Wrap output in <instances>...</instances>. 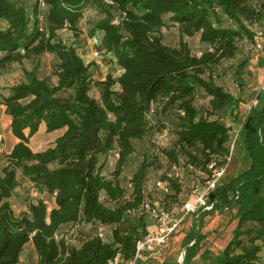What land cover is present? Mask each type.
Instances as JSON below:
<instances>
[{
	"label": "trees",
	"instance_id": "trees-1",
	"mask_svg": "<svg viewBox=\"0 0 264 264\" xmlns=\"http://www.w3.org/2000/svg\"><path fill=\"white\" fill-rule=\"evenodd\" d=\"M255 1L38 0L30 11L20 0H0V71L25 58L39 61L44 53L56 57L54 81L38 75L36 67L24 69L25 78L9 86L1 98L18 142L5 154L0 175V264H19L27 245L36 254L30 264H114L117 256L132 259L137 241L148 233L144 204L154 206L147 182L157 157L140 160L130 177L122 173L136 155V142L155 131L151 113L160 131L172 127L174 142L161 149L172 168L201 175L186 178L174 170L161 177L166 194L160 206L175 215L181 212L190 195L184 184L204 188L231 153L232 126L211 116L230 106L238 108L241 100L216 83L208 70L234 57L243 39L254 40L249 24L264 20V0L259 8ZM88 5L103 14L90 35L101 32L98 49L109 53L116 76L109 72L97 77L95 61L87 63L83 53L60 36L66 28L78 31ZM170 25L178 28V46L164 42L163 28ZM196 34L209 46L200 55L185 39ZM94 86L97 96L91 92ZM200 91L209 97L205 114L195 103ZM262 98L261 89L238 135L250 165L209 192L212 208L194 213L198 221L183 238L184 246L192 243L185 264L206 237L201 232L204 216L228 209L236 210L238 222L214 264H255L264 253ZM42 124L47 134L64 131L52 146L35 151L31 138ZM21 179L35 191V198L16 212L11 198ZM78 224L109 227L111 239L98 233L81 238L85 232L79 229L78 236L69 239L66 228L74 231Z\"/></svg>",
	"mask_w": 264,
	"mask_h": 264
},
{
	"label": "rangeland",
	"instance_id": "rangeland-1",
	"mask_svg": "<svg viewBox=\"0 0 264 264\" xmlns=\"http://www.w3.org/2000/svg\"><path fill=\"white\" fill-rule=\"evenodd\" d=\"M31 11L36 5L38 0H20ZM263 0L255 1L256 7L259 8L260 3ZM41 8L45 10V5L41 3ZM103 17V14L98 8L92 5H88L83 17L78 21V31H72L68 28L60 31V36L67 43L78 48L80 53H91L93 49H98L101 43L102 34L100 31L95 36L90 35V30L94 25V22ZM228 21V20H226ZM229 22V21H228ZM230 23V22H229ZM253 27H259L264 31V20L255 24H249ZM164 42L172 46H178L180 44V34L176 26L170 25L163 28ZM194 54L200 55L203 51L209 48L208 44L203 43L200 40L199 34L193 37H185ZM254 40L247 37V41L239 42V49L237 54L232 58L222 60L220 63L213 65L208 70V73L213 80L222 85L227 91L231 92L234 97H239L241 102L238 108L230 106L226 112H218L211 118H219V120L232 126L231 139L235 142V150L232 160L229 163L226 173L221 179V183H227L234 176L238 175L244 169L250 165V157L243 149L240 139L238 137L242 127V122L250 110V107L254 105V100L257 97L259 89L264 84V56L262 51L255 50L253 48ZM264 43V42H263ZM264 45V44H263ZM86 60H90V54L85 57ZM56 61V57L50 53H44L39 61L33 62L30 58H25L21 62H15L5 70L0 71V104L1 98L9 91V86L15 84L25 78L24 69L32 70L36 67L38 75L42 77H50L53 81L56 79L53 74V66ZM98 65L96 76L105 78L107 73L113 72L116 75L119 74L117 68L114 66L108 57H104L99 61H95ZM264 90V86L262 91ZM92 94L98 95V88L94 86L92 88ZM264 101L262 98L261 102ZM196 105L200 109V112L205 114L209 104V97L203 91H200L197 96ZM150 120L155 125V131L150 133L143 141H137V152L132 160L130 166L125 168L122 173L127 177L130 174L131 168L137 166L140 160L149 156L150 160H154L156 156V163L154 167L150 169V176L147 182V189L152 194L154 202H159L166 194L165 183L162 182V176L166 173L173 175V171L182 172L186 178L192 176H201L192 174L185 168L179 170L171 166L169 159L161 153L163 147L170 148L174 142V134L172 133V127L167 126L165 133L158 129L159 123H157L154 113L149 115ZM6 120L3 118L0 120V133H2V144H0V175L1 169L6 164L5 154L8 153L14 140L7 134ZM169 123V121H168ZM6 128V130H5ZM53 135L44 132L39 139H34L31 146L34 148L44 149L51 144ZM115 166L113 162L110 165ZM185 192H189L190 196L197 189L190 185L184 184ZM200 189V188H198ZM169 190H171L169 188ZM35 191L29 188V183L25 179H21V185L16 189L11 202L16 212H21L27 207V203L35 198ZM160 203V202H159ZM211 208L208 207L206 209ZM149 225L154 226V220L149 215ZM198 221V215L192 213L189 214L187 219L179 226V228L172 234L167 242L156 248L154 252L149 255V258L142 264H180L181 256L184 246L183 238L185 235L193 230L195 224ZM238 219L236 217V210H226L224 212L216 211L212 214L204 216L201 232L205 234V239L201 244L199 252L195 255L192 261L188 264H214V258L218 255L228 244L233 237V231L236 228ZM88 231H95L101 234L106 240L111 235V229L104 226L90 227L87 225ZM90 228V229H89ZM77 229V228H76ZM72 228L67 227L66 233L69 239H73L76 236ZM78 236V234H77ZM76 236V237H77ZM245 242L247 243V237ZM24 264H30L36 260V254L31 245H27L22 254ZM255 264H264V253H262Z\"/></svg>",
	"mask_w": 264,
	"mask_h": 264
},
{
	"label": "built area",
	"instance_id": "built-area-1",
	"mask_svg": "<svg viewBox=\"0 0 264 264\" xmlns=\"http://www.w3.org/2000/svg\"><path fill=\"white\" fill-rule=\"evenodd\" d=\"M253 31V48L255 50L262 51L264 56V31L259 27H256ZM242 41H247V38L243 39ZM88 54H90V60H86L85 58L88 56ZM108 54L109 53H107L105 50L93 49L91 53H87L83 55V57L87 63H90L92 61H99ZM263 86L264 84H262L259 92ZM258 94L254 100L253 106L257 105L259 102ZM234 144L235 142H233L231 146V153L228 156L227 162L214 170L204 188L196 189L192 193L190 198L184 202L183 206L181 207V212L178 215H175L171 211L162 208L159 202H154V206H152L150 203H145V212H147L148 215H150V217L154 220V226L149 225L148 233L137 241L136 252L132 259L123 261L119 258V256H117L113 263L142 264L149 258V255L154 252L156 248L164 245L167 242V239L175 233L179 226L187 219L189 214L195 213L203 207L208 208L209 192L214 190L221 183V179L226 173L229 163L232 159Z\"/></svg>",
	"mask_w": 264,
	"mask_h": 264
},
{
	"label": "crops",
	"instance_id": "crops-1",
	"mask_svg": "<svg viewBox=\"0 0 264 264\" xmlns=\"http://www.w3.org/2000/svg\"><path fill=\"white\" fill-rule=\"evenodd\" d=\"M3 118H5V120H6V125H7V134L8 135H10V137H11V139H13L14 140V142H13V144L11 145V147H10V149L8 150V152L11 150V148L13 147V145L16 143V142H18V139L12 134V132H11V129H10V124H11V117L6 113V107H5V105L4 104H0V120H2ZM5 130H6V128H5ZM64 131V129H62V130H59V131H55V132H53V133H49L50 135L51 134H53L54 135V138L52 139V141L53 142H51V144L49 145V146H52L53 144H54V141H55V139H56V137L59 135V134H61L62 132ZM1 132V131H0ZM45 132V124H42L41 126H40V129H39V132L36 134V135H34L32 138H31V144H32V141L34 140V139H39V138H41V136H42V134ZM1 137H2V133H0V144L1 145H3L2 144V140H1ZM49 146H47V147H49ZM46 147V148H47ZM35 151H40V150H44V149H46V148H42V149H39V148H34V147H32ZM117 157H118V155L117 154H115L113 157H111L110 158V163H112V158H113V162L114 163H116V160H117ZM128 177H130V175L128 176ZM87 225H89L90 227H96V225H91V224H82V225H77V226H75V227H77V229H79L80 231L79 232H81V231H84L85 232V234H82V233H80L79 234V237H81V238H86L85 236L87 235V234H93V233H96L94 230L93 231H88V228H87ZM75 229V231H76V228H74ZM90 229V228H89ZM78 232V231H77ZM76 232V233H77ZM112 235V234H111ZM111 235H110V237H109V239L108 240H110L111 239ZM19 264H24V262H23V258L21 257V262L19 263Z\"/></svg>",
	"mask_w": 264,
	"mask_h": 264
},
{
	"label": "water",
	"instance_id": "water-1",
	"mask_svg": "<svg viewBox=\"0 0 264 264\" xmlns=\"http://www.w3.org/2000/svg\"><path fill=\"white\" fill-rule=\"evenodd\" d=\"M212 208V206H211ZM192 243L186 245L184 248H183V251H182V256H181V262L180 264H185V260H186V256H187V250H188V247L191 245Z\"/></svg>",
	"mask_w": 264,
	"mask_h": 264
}]
</instances>
